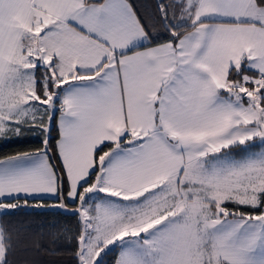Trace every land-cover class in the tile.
I'll use <instances>...</instances> for the list:
<instances>
[{
  "label": "snow or ice",
  "instance_id": "snow-or-ice-1",
  "mask_svg": "<svg viewBox=\"0 0 264 264\" xmlns=\"http://www.w3.org/2000/svg\"><path fill=\"white\" fill-rule=\"evenodd\" d=\"M27 133L0 217L75 218L34 251L264 264V0H0V142ZM24 231L0 221V264Z\"/></svg>",
  "mask_w": 264,
  "mask_h": 264
},
{
  "label": "trees",
  "instance_id": "trees-1",
  "mask_svg": "<svg viewBox=\"0 0 264 264\" xmlns=\"http://www.w3.org/2000/svg\"><path fill=\"white\" fill-rule=\"evenodd\" d=\"M151 0H135V3L145 4ZM53 143L55 141L53 140ZM39 146V138L33 133H27L23 138L11 142H0V153L31 150ZM0 221L8 222L12 228H23L22 245L9 259L13 264H68L67 256H51L46 251H34L36 244L42 249L53 247L48 236L49 226L58 223L69 227L75 226V218L57 213L55 210L23 208L14 215L0 217ZM27 248L28 251L21 250Z\"/></svg>",
  "mask_w": 264,
  "mask_h": 264
}]
</instances>
